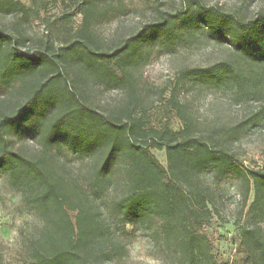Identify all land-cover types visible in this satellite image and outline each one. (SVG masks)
<instances>
[{"label":"trees","instance_id":"obj_1","mask_svg":"<svg viewBox=\"0 0 264 264\" xmlns=\"http://www.w3.org/2000/svg\"><path fill=\"white\" fill-rule=\"evenodd\" d=\"M8 7L25 11L20 3L9 2ZM200 13L203 27L221 41L228 36L238 56L264 64V16L241 22L213 9L201 8ZM93 15L88 8L84 41L93 37L89 34ZM173 24L172 18H162L149 30L167 33ZM218 24L228 30L219 31ZM143 37L144 32L113 54L88 50L86 69H94L96 61L117 60L122 77L117 71L107 77L112 88L124 85L123 64L135 53L131 41ZM78 43L30 56L0 32V47L11 46L0 57V88H10L21 77V69L52 70L47 79L27 84L21 101L0 106V176L35 219L21 240L25 263L121 262L129 257L130 245L141 240L163 264H220L213 253L214 240L205 232L221 213L219 195L207 178L232 176L243 201L241 217L252 197L240 232L241 246L250 264H264V172L241 168L228 150L241 130L264 116V103L248 124L221 128L216 134L203 130L176 102L183 128L150 130L144 118L136 116L139 100L134 86L127 90V105L108 115L86 105L73 90L61 67L66 57L79 55ZM206 75L239 89L246 80L230 63L209 69ZM259 95L264 100V89ZM26 130L33 150L10 145L11 136ZM153 150L165 151L167 167ZM3 259L0 249V263Z\"/></svg>","mask_w":264,"mask_h":264},{"label":"rangeland","instance_id":"obj_2","mask_svg":"<svg viewBox=\"0 0 264 264\" xmlns=\"http://www.w3.org/2000/svg\"><path fill=\"white\" fill-rule=\"evenodd\" d=\"M9 2L20 3L25 11L9 8ZM88 8L94 12L89 33L93 37L84 41ZM201 8L233 15L241 22L264 16V0H0V32L30 56L51 54L79 42V55L63 60L62 74L82 95L84 103L100 113L108 115L126 106L127 90L132 85L139 100L136 116L144 118L147 129L169 127L180 131L183 124L175 107L178 102L203 130L217 134L221 128L248 124L260 112L264 103L259 95L264 89V64L241 58L228 36L221 41L203 27ZM162 18L174 20L171 31L150 32L149 26ZM217 29L228 30L219 24ZM142 32L143 40L131 41L135 53L123 64L124 85L112 88L107 77L110 71H117V60L96 61L94 69H86L88 59L84 54L88 50L113 54ZM10 48V44L0 47V57L6 56ZM224 63L232 64L235 72L246 77L241 89L206 75L207 70ZM21 70V77L10 88H0V106H13L26 95L27 84L52 75L51 69L41 66ZM10 145L28 150L35 146L29 130L11 136ZM228 148L241 168L264 172V116L241 130ZM153 154L167 167L165 151L153 150ZM68 159L75 160L71 155ZM207 181L219 195L221 212L205 229L214 240L215 257L220 264H250L240 232L252 197L241 217L243 201L238 181L232 176L208 177ZM34 224L35 219L23 209L18 195L0 176V249L4 255L0 264H26L21 240ZM129 251L124 261L108 264H163L141 240L133 242Z\"/></svg>","mask_w":264,"mask_h":264},{"label":"snow or ice","instance_id":"obj_3","mask_svg":"<svg viewBox=\"0 0 264 264\" xmlns=\"http://www.w3.org/2000/svg\"><path fill=\"white\" fill-rule=\"evenodd\" d=\"M21 118H24L23 114L21 115Z\"/></svg>","mask_w":264,"mask_h":264}]
</instances>
